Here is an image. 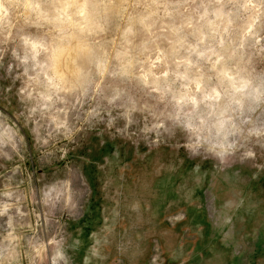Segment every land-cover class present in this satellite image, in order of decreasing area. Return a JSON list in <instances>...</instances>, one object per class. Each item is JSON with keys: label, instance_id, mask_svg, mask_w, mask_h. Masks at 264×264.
<instances>
[{"label": "rangeland", "instance_id": "374dc122", "mask_svg": "<svg viewBox=\"0 0 264 264\" xmlns=\"http://www.w3.org/2000/svg\"><path fill=\"white\" fill-rule=\"evenodd\" d=\"M0 264H264V0H0Z\"/></svg>", "mask_w": 264, "mask_h": 264}, {"label": "bare ground", "instance_id": "6f19581e", "mask_svg": "<svg viewBox=\"0 0 264 264\" xmlns=\"http://www.w3.org/2000/svg\"><path fill=\"white\" fill-rule=\"evenodd\" d=\"M55 53L56 60L54 70L62 81V87L69 88L73 85V78H71V75L69 76L68 73L70 71L68 72L67 69L73 66L75 68V75L72 74V71L70 73L74 76V79L81 78L82 71L85 69L84 66L88 62V52L84 47L79 46L76 48L74 47V49L70 48V50H58ZM69 70L71 69L69 68Z\"/></svg>", "mask_w": 264, "mask_h": 264}, {"label": "crops", "instance_id": "0c3cea01", "mask_svg": "<svg viewBox=\"0 0 264 264\" xmlns=\"http://www.w3.org/2000/svg\"><path fill=\"white\" fill-rule=\"evenodd\" d=\"M92 194H93V196L95 195V191H94V189H92ZM90 205H92L93 207H94V199L92 200L91 199V201H90Z\"/></svg>", "mask_w": 264, "mask_h": 264}]
</instances>
